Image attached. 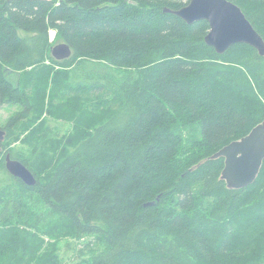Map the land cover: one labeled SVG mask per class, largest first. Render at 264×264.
Listing matches in <instances>:
<instances>
[{
  "label": "trees",
  "instance_id": "trees-1",
  "mask_svg": "<svg viewBox=\"0 0 264 264\" xmlns=\"http://www.w3.org/2000/svg\"><path fill=\"white\" fill-rule=\"evenodd\" d=\"M231 1L264 37V0ZM188 2L0 0V109L22 107L0 126V263L34 264L40 239L19 225L49 235L56 219L95 237L80 264H264V162L231 189L212 158L264 121V55L219 53L207 20L165 11ZM44 116L72 130L49 137Z\"/></svg>",
  "mask_w": 264,
  "mask_h": 264
},
{
  "label": "water",
  "instance_id": "water-1",
  "mask_svg": "<svg viewBox=\"0 0 264 264\" xmlns=\"http://www.w3.org/2000/svg\"><path fill=\"white\" fill-rule=\"evenodd\" d=\"M165 11L173 12L189 24L207 20L210 30L205 40L219 53H224L236 43H246L264 55V37L242 8L231 0H189L179 10ZM51 54L57 60H64L70 58L73 51L69 44L60 42L51 48ZM4 134L0 129V142ZM219 157L225 159L221 178L229 188L241 189L254 183L264 162V121L258 123L247 135L232 141L212 156ZM5 166L11 175L26 184L37 183L34 172L21 160L13 158L10 152L5 155Z\"/></svg>",
  "mask_w": 264,
  "mask_h": 264
},
{
  "label": "rangeland",
  "instance_id": "rangeland-1",
  "mask_svg": "<svg viewBox=\"0 0 264 264\" xmlns=\"http://www.w3.org/2000/svg\"><path fill=\"white\" fill-rule=\"evenodd\" d=\"M51 39H55V31L51 30ZM49 63V61H48ZM22 109L21 106L17 105H6L0 109V126H3L15 113L19 112ZM43 119L46 120L45 129H47V135L54 138L53 136L59 138L64 134L69 133L72 130L73 123L67 121H58L50 116H44ZM29 132L24 131L21 133L19 139L14 140L10 143L7 148L12 150H17L21 152L27 148L26 143H23V140ZM98 225L101 224L100 221L94 222ZM52 225H55L51 230L49 235H43L36 232L35 229L28 227L26 225H19L21 229H25L28 234L36 236L40 239L41 244H38V247L34 248L33 255L29 258L28 263H41L43 260L47 259L53 252L56 257L51 260L48 264H80L84 261L85 256H87L86 249L88 242H90L95 237L87 236L85 238H77L73 234V227L67 221H53ZM18 230V225H14ZM3 264V263H0Z\"/></svg>",
  "mask_w": 264,
  "mask_h": 264
}]
</instances>
